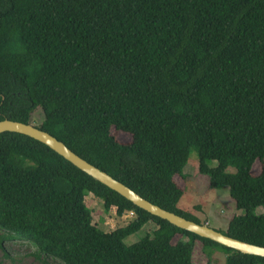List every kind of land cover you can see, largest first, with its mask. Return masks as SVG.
I'll list each match as a JSON object with an SVG mask.
<instances>
[{"label": "trees", "instance_id": "1", "mask_svg": "<svg viewBox=\"0 0 264 264\" xmlns=\"http://www.w3.org/2000/svg\"><path fill=\"white\" fill-rule=\"evenodd\" d=\"M37 115V128L150 203L205 224L178 204L174 179L187 178L195 152L197 173L244 211L216 230L264 246V0H0V120ZM88 195L134 217L104 231ZM147 223L155 228L124 242ZM15 238L62 264H193L194 248L195 264L218 251L224 264H264L131 204L41 142L2 132L0 248Z\"/></svg>", "mask_w": 264, "mask_h": 264}, {"label": "rangeland", "instance_id": "2", "mask_svg": "<svg viewBox=\"0 0 264 264\" xmlns=\"http://www.w3.org/2000/svg\"><path fill=\"white\" fill-rule=\"evenodd\" d=\"M39 118L38 115L34 117L33 124H37L40 120ZM111 132L118 141L128 142L130 140L131 136L128 133L116 131L114 128H111ZM196 161L197 157L195 152H191L189 161L183 170L187 174V178L183 179L178 176L174 178L179 187L184 189L178 204L182 208L192 211L194 215L204 222H208L221 230H225L229 218L233 214H243L244 211L236 210L226 187H209L207 176L197 173L195 167ZM229 169L232 170L231 168ZM260 170L261 162L257 161L252 171L258 173ZM85 203L92 211V222L104 231H111L123 226L134 217L128 211L118 216L115 213L114 207H111L108 212H104L101 206L102 201L92 195L86 197ZM195 205L200 206L199 211L194 208ZM256 211L259 213L263 212L264 209L263 207H258ZM154 228L155 225L153 223H147L139 231L126 237L124 242L126 244L134 243ZM36 250V246L26 240L15 238L13 240L3 241L0 248V264H62L58 259L52 257H44L43 255L37 257L35 254ZM197 250L198 248H194L193 264L197 262ZM224 256V253L220 251L216 252L212 256L210 264H224Z\"/></svg>", "mask_w": 264, "mask_h": 264}, {"label": "water", "instance_id": "3", "mask_svg": "<svg viewBox=\"0 0 264 264\" xmlns=\"http://www.w3.org/2000/svg\"><path fill=\"white\" fill-rule=\"evenodd\" d=\"M2 132L23 134L41 142L49 149L70 162L72 165L91 176L93 179L116 191L118 194L129 200L131 204L149 212L154 216L168 221L170 224L178 228L184 229L200 237L210 239L218 244L241 253L264 258V246H259L232 238L221 233L220 231H217L207 224H198L173 212L167 211L158 205L150 203L125 184L114 179L106 172L100 170L93 164L74 153L62 141L58 140L48 132L37 128L34 124L3 119L0 120V133Z\"/></svg>", "mask_w": 264, "mask_h": 264}, {"label": "crops", "instance_id": "4", "mask_svg": "<svg viewBox=\"0 0 264 264\" xmlns=\"http://www.w3.org/2000/svg\"><path fill=\"white\" fill-rule=\"evenodd\" d=\"M207 225H209L210 227H212V228H214V229H217V230H221V229H219L217 226H214V225H212V224H210V223H208V222H205Z\"/></svg>", "mask_w": 264, "mask_h": 264}]
</instances>
